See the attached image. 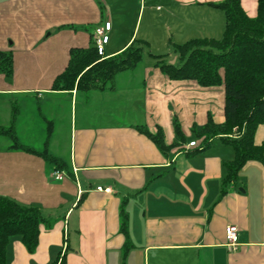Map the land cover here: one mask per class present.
Returning <instances> with one entry per match:
<instances>
[{
  "label": "crops",
  "instance_id": "1",
  "mask_svg": "<svg viewBox=\"0 0 264 264\" xmlns=\"http://www.w3.org/2000/svg\"><path fill=\"white\" fill-rule=\"evenodd\" d=\"M148 1H161L166 13L180 17L174 26L177 43L222 34L224 12L209 4L222 0ZM241 4L249 16L256 15L257 0L256 8L245 0ZM119 8L120 15L127 11L125 5ZM113 11L115 2L108 0H0V50L13 54L12 75L0 73V125L8 126L16 109L20 131L29 135L21 138L14 125L18 141L65 160L71 172L56 179L59 171L42 157L11 148L0 136V195L39 205L46 217L33 252L18 236L10 239L7 264H60L63 256L66 264H264V165L248 161L222 194L223 165L234 157L233 148L220 142L197 150L189 145L195 138L187 139L209 115L224 120L222 84L172 79L152 57L118 73L112 88L51 89L71 47L89 46L95 27L106 20L113 32ZM139 29L140 24L137 34L134 28L118 44L109 36L104 55L119 53ZM50 96L61 98L59 108L68 104L64 135L51 121L46 131L40 103L39 112L34 106V98ZM29 99L34 135L24 130ZM174 121L184 143L167 154L140 130L161 128L171 145ZM254 140L264 142V124ZM123 200L129 247L120 231ZM228 225L238 229L235 248L227 244Z\"/></svg>",
  "mask_w": 264,
  "mask_h": 264
},
{
  "label": "trees",
  "instance_id": "2",
  "mask_svg": "<svg viewBox=\"0 0 264 264\" xmlns=\"http://www.w3.org/2000/svg\"><path fill=\"white\" fill-rule=\"evenodd\" d=\"M224 12L225 26L221 37H195L174 44L178 64L165 60L167 54H154L146 40L134 38L119 53L106 57L97 52L94 41L89 46L69 49L65 68L57 74L52 90L88 92L93 89L112 88L115 76L137 66L145 53L155 59V66L172 79H193L202 86L222 84L225 91L224 120L215 122L211 115L207 122L193 126V134L202 139L197 150L213 144L217 138L230 145L234 157L223 165L222 194L238 181L239 171L248 161L264 165V142L256 144L254 135L264 124V0H257L256 15L249 16L241 0H222L209 3ZM0 73L10 77L13 73V54L0 50ZM16 109L8 126L0 125V136L10 140V147L35 153L51 164L54 170L71 174L65 160L47 152L35 150L18 141L14 132ZM164 154L184 143V135L174 121L176 141L168 145L161 128L151 133L141 128ZM46 222L42 207L20 203L0 195V264H7V246L18 236L27 250L33 252L38 243L40 225ZM120 231L131 245L128 231V213L125 200L120 209ZM60 264H66L64 256Z\"/></svg>",
  "mask_w": 264,
  "mask_h": 264
},
{
  "label": "rangeland",
  "instance_id": "3",
  "mask_svg": "<svg viewBox=\"0 0 264 264\" xmlns=\"http://www.w3.org/2000/svg\"><path fill=\"white\" fill-rule=\"evenodd\" d=\"M111 2H115V6L117 8V11H113L111 14L112 17H114V30L112 33L108 32V35L111 37V44L113 43L112 37L116 39V43L123 42L128 38L131 32L134 31L135 28V34H137L138 27L140 24V32L137 36L138 39H143L148 42V46L151 52L154 54H167L165 57V60L170 63L178 64V55L174 50V44L182 43L178 42V37L176 35V31L178 30L175 26V24L179 21V16L176 14H168L166 13V9L163 7L162 2H154L153 4L150 3L148 0H108ZM246 4L250 3L256 8V0H245ZM125 5L127 6V11L123 13L122 15L119 14L120 8L119 6ZM160 5L161 7L158 8L156 6ZM172 12H176L172 10ZM257 12V8H256ZM181 18L182 15L179 13ZM143 15V17H142ZM142 17V19H141ZM110 18V17H109ZM120 18V19H119ZM141 19V23H140ZM181 22V21H180ZM118 30V32H117ZM224 28L222 30L223 34ZM220 35V37L222 36ZM219 38V37H217ZM147 59H152V56L149 53H145L143 56V61H146ZM142 64V63H140ZM140 68V65L138 66ZM45 97V95H44ZM40 98V99H33V103L35 104L34 106L37 108V111L39 112L38 109V104L40 103V106L42 108V112L45 115L43 118L40 115V119L42 121L43 128L47 131V129L51 128L50 122L51 121L53 124V128L56 130L59 129V132L61 135H64L66 133L67 129V120L69 117L68 114V104L66 105L65 108H59L57 107V103L61 100V98L56 97V96H50L46 98ZM45 99V101H44ZM30 100L28 101V105L25 109V115L23 118V121L27 124L29 123L28 129H25V131H29L30 134L34 135L33 129L36 130L35 123L31 121L28 111L31 110V106L29 105ZM48 105V106H47ZM22 106V104H21ZM18 109V107H17ZM18 116V112H17ZM7 124V123H6ZM14 125L17 129V133L21 138L25 139V132H21V127H19V121L17 117H15L14 120ZM28 126V124H27ZM37 133V132H35ZM24 136V137H23ZM26 136H29L26 134ZM188 138H195V141L198 142L196 147L200 148L202 145V139L196 137L192 130L189 133ZM21 142V141H19ZM220 143V141L215 138L213 139V144ZM37 148L41 147L39 143H37ZM231 151L232 148L230 146H227ZM233 152V151H232Z\"/></svg>",
  "mask_w": 264,
  "mask_h": 264
},
{
  "label": "built area",
  "instance_id": "4",
  "mask_svg": "<svg viewBox=\"0 0 264 264\" xmlns=\"http://www.w3.org/2000/svg\"><path fill=\"white\" fill-rule=\"evenodd\" d=\"M111 29V22L109 20L104 21L100 26L95 27L93 32L94 44L97 52L100 55H104V46L109 41L108 32ZM190 146L197 145L196 141L189 142ZM56 179H62L63 175L60 172H56ZM237 227L235 225H228L225 228V236L229 247L235 248L238 241Z\"/></svg>",
  "mask_w": 264,
  "mask_h": 264
}]
</instances>
